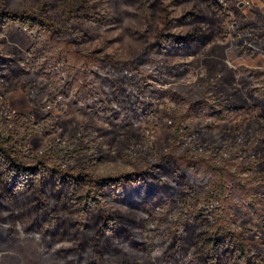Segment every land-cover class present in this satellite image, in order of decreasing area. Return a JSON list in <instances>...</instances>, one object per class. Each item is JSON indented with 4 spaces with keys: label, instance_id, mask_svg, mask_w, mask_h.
Wrapping results in <instances>:
<instances>
[{
    "label": "rangeland",
    "instance_id": "1",
    "mask_svg": "<svg viewBox=\"0 0 264 264\" xmlns=\"http://www.w3.org/2000/svg\"><path fill=\"white\" fill-rule=\"evenodd\" d=\"M98 1L101 13H110L113 19L80 48L89 56L71 51L65 39L56 41L20 28L0 35V59L13 64L21 77L20 87L10 93L5 94L0 84L1 101L11 112L8 119L29 115L31 123L40 126L28 137L25 163L45 160L74 172L87 167L96 176L108 177L153 166L162 156L172 154L194 178L201 201L209 204L213 198L216 204L221 195L231 231L264 257V139L229 158L185 131L186 119L193 116L227 130L264 116L260 82L264 44L252 41L248 44L251 54L239 55L232 42L240 28L254 23L253 11L264 15V0H217L227 13L229 35L224 42L208 44L203 54L181 61L186 69L183 78L168 75L143 53L153 34L140 11L117 0ZM163 2L172 18L190 8L189 0ZM32 6L34 0L13 3L20 10ZM102 56L104 62L97 63L96 58ZM115 59L136 65L121 70L127 73L123 82L117 69L105 65ZM28 77L35 79L36 105L30 104L22 88ZM115 94L126 106L133 105L134 112L111 106V100L105 102ZM143 108L147 109L144 113ZM115 113L119 116L114 117ZM137 261L158 264L155 258L139 257ZM0 264L74 263L44 254L34 235L8 236L0 230Z\"/></svg>",
    "mask_w": 264,
    "mask_h": 264
},
{
    "label": "trees",
    "instance_id": "2",
    "mask_svg": "<svg viewBox=\"0 0 264 264\" xmlns=\"http://www.w3.org/2000/svg\"><path fill=\"white\" fill-rule=\"evenodd\" d=\"M14 1L0 0V35L20 28L56 41L65 39L71 51L84 56L88 52L80 48L113 19L110 13H101L98 0H34L35 6L21 10L13 8ZM189 1V10L172 18L163 0H117L145 17L153 40L146 41L143 53L178 78L186 72L181 61L203 54L208 44L224 42L229 35L227 13L217 0ZM253 13L254 23L240 28L232 40L239 55L251 54L252 41L264 44V15ZM96 59L97 63L105 60L104 56ZM105 65L117 69L121 81L127 75L123 68H136L135 63L117 59ZM20 80L18 69L0 59L4 93L20 87ZM26 80L22 88L30 104L36 105L35 79ZM260 82L264 86V78ZM118 87L124 92L122 84ZM111 98L105 102L134 110L116 94ZM10 114L0 97V230L8 236L34 235L44 254L74 264H141L139 257L155 258L158 264H264V257L231 231L224 198L219 195L216 204L213 198L209 204L201 201L194 178L172 154L153 166L108 177L94 175L91 168L74 172L45 160L27 165L25 145L40 126L33 125L29 115L10 121ZM189 119L186 135L213 145L229 158L264 139L261 115L232 130L208 124L203 117Z\"/></svg>",
    "mask_w": 264,
    "mask_h": 264
}]
</instances>
